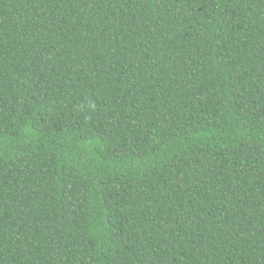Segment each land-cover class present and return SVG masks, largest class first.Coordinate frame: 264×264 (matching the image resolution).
<instances>
[{
    "label": "trees",
    "instance_id": "16d2710c",
    "mask_svg": "<svg viewBox=\"0 0 264 264\" xmlns=\"http://www.w3.org/2000/svg\"><path fill=\"white\" fill-rule=\"evenodd\" d=\"M0 264H264V0H0Z\"/></svg>",
    "mask_w": 264,
    "mask_h": 264
}]
</instances>
